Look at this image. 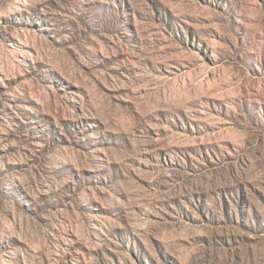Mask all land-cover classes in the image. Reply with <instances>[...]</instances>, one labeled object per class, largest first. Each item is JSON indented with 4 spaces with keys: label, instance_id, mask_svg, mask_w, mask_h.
Returning <instances> with one entry per match:
<instances>
[{
    "label": "rangeland",
    "instance_id": "1",
    "mask_svg": "<svg viewBox=\"0 0 264 264\" xmlns=\"http://www.w3.org/2000/svg\"><path fill=\"white\" fill-rule=\"evenodd\" d=\"M0 264H264V0H0Z\"/></svg>",
    "mask_w": 264,
    "mask_h": 264
}]
</instances>
